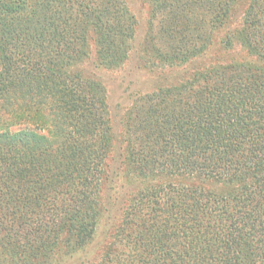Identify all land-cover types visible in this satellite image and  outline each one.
Here are the masks:
<instances>
[{
    "label": "trees",
    "instance_id": "obj_1",
    "mask_svg": "<svg viewBox=\"0 0 264 264\" xmlns=\"http://www.w3.org/2000/svg\"><path fill=\"white\" fill-rule=\"evenodd\" d=\"M143 1L139 58L193 71L133 94L118 163L107 90L75 70L92 43L108 69L137 55L128 1L0 0V264H90L98 232L94 264H264V0ZM224 29L232 58L194 65Z\"/></svg>",
    "mask_w": 264,
    "mask_h": 264
},
{
    "label": "rangeland",
    "instance_id": "obj_2",
    "mask_svg": "<svg viewBox=\"0 0 264 264\" xmlns=\"http://www.w3.org/2000/svg\"><path fill=\"white\" fill-rule=\"evenodd\" d=\"M129 3V7L132 10L133 14L136 16L138 20L137 33H136V41H135V49L137 55H133L130 60L121 68H113L108 69L103 66H100L98 62H96L95 58V45L92 43L91 48V57L87 60L83 66L79 67L75 71H81L84 75L89 78L94 79L97 82L103 84L105 89L107 90L110 110L112 112V125L114 129V137L118 140V145L116 146V154L115 158L118 163H120L122 159L119 156V146L122 145L119 143L122 140L123 136V116L127 107H129L133 101V94L136 96L141 95L142 93H151L155 92L160 86L171 85L175 80L182 79L181 75H185V73H189L193 70H190L192 67L190 66L187 70L178 71V70H170L165 67L154 68L150 66H145L147 61L144 58L140 57V51H144L146 46L145 39L148 35V16H149V7L143 0H127ZM241 16V12L236 15L239 19ZM227 30L216 32L213 36V46L210 48L206 58L196 59L193 63L194 65H200L203 63H209L213 61V59H218L221 56L227 61V59H231L232 55H228L229 53L224 54L221 51V42L223 37L226 35ZM149 37V36H148ZM147 43V48L150 52V46ZM151 58L154 57L153 53L150 55ZM149 56V57H150ZM211 59V60H210ZM155 62V60H151L150 63ZM199 67V66H195ZM195 68L194 70H196ZM186 79V78H185ZM115 165V164H114ZM116 168L119 167V164L115 165ZM124 183V186H123ZM112 186H115L120 196L118 197L119 205H123V202L126 197V190L129 189L128 182L124 178H118L116 183H111ZM97 242L92 245V248L89 250V261L90 264H94L96 260L97 245L100 240H102V234L99 232L97 235ZM79 257H66L58 261V264H79Z\"/></svg>",
    "mask_w": 264,
    "mask_h": 264
}]
</instances>
